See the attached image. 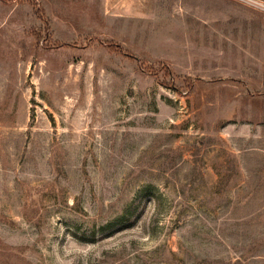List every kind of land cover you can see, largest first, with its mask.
Returning a JSON list of instances; mask_svg holds the SVG:
<instances>
[{
    "label": "rangeland",
    "instance_id": "374dc122",
    "mask_svg": "<svg viewBox=\"0 0 264 264\" xmlns=\"http://www.w3.org/2000/svg\"><path fill=\"white\" fill-rule=\"evenodd\" d=\"M264 0H0V264H264Z\"/></svg>",
    "mask_w": 264,
    "mask_h": 264
},
{
    "label": "built area",
    "instance_id": "2783aa9c",
    "mask_svg": "<svg viewBox=\"0 0 264 264\" xmlns=\"http://www.w3.org/2000/svg\"><path fill=\"white\" fill-rule=\"evenodd\" d=\"M258 5V8L264 12V4H257Z\"/></svg>",
    "mask_w": 264,
    "mask_h": 264
}]
</instances>
